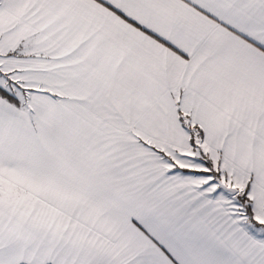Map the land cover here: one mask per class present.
<instances>
[{
	"label": "snow or ice",
	"instance_id": "1",
	"mask_svg": "<svg viewBox=\"0 0 264 264\" xmlns=\"http://www.w3.org/2000/svg\"><path fill=\"white\" fill-rule=\"evenodd\" d=\"M0 264H264V0H0Z\"/></svg>",
	"mask_w": 264,
	"mask_h": 264
}]
</instances>
